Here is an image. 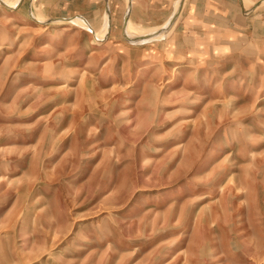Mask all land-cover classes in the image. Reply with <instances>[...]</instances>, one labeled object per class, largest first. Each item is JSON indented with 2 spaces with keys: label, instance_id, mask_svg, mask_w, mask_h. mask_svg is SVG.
<instances>
[{
  "label": "rangeland",
  "instance_id": "obj_1",
  "mask_svg": "<svg viewBox=\"0 0 264 264\" xmlns=\"http://www.w3.org/2000/svg\"><path fill=\"white\" fill-rule=\"evenodd\" d=\"M206 1L0 0V264H264V0Z\"/></svg>",
  "mask_w": 264,
  "mask_h": 264
},
{
  "label": "bare ground",
  "instance_id": "obj_2",
  "mask_svg": "<svg viewBox=\"0 0 264 264\" xmlns=\"http://www.w3.org/2000/svg\"><path fill=\"white\" fill-rule=\"evenodd\" d=\"M31 16V15H30ZM69 21H71V20H69ZM73 22H76V23H82L84 26H85V28H88L89 29V26L88 25H86L85 23H83L84 21L80 18V17H76L75 19H73L72 20ZM50 21H48V23H49ZM81 24V25H82ZM107 25H108V22L107 21H105V26H104V28H103V31H102V35H104L106 32H107ZM92 31V30H91ZM164 32V31H163ZM95 34V33H94ZM101 35V36H102ZM151 38H153V36L152 35H149V36H145V37H140L139 38V40L138 41H141V42H145V41H148V40H150ZM133 39V38H132ZM135 39V38H134ZM137 39V38H136ZM132 41H134V40H132ZM61 87H65V86H61Z\"/></svg>",
  "mask_w": 264,
  "mask_h": 264
},
{
  "label": "crops",
  "instance_id": "obj_3",
  "mask_svg": "<svg viewBox=\"0 0 264 264\" xmlns=\"http://www.w3.org/2000/svg\"><path fill=\"white\" fill-rule=\"evenodd\" d=\"M211 3H214V1L207 0L205 8H202V10L205 11V9H208L211 12V9H212V8H210ZM232 8H233L232 4H230L228 2H223L222 6L219 9H221L223 11H229ZM236 20H238V19L236 18ZM240 21H242V20L239 19L238 23H241Z\"/></svg>",
  "mask_w": 264,
  "mask_h": 264
}]
</instances>
